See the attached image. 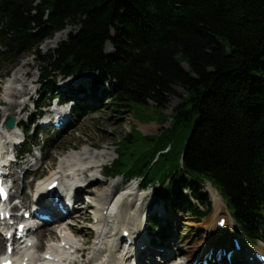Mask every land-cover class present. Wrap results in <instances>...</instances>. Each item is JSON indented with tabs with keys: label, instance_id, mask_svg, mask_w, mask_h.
Wrapping results in <instances>:
<instances>
[{
	"label": "trees",
	"instance_id": "16d2710c",
	"mask_svg": "<svg viewBox=\"0 0 264 264\" xmlns=\"http://www.w3.org/2000/svg\"><path fill=\"white\" fill-rule=\"evenodd\" d=\"M68 26L75 30L41 55V43ZM29 55L44 93L59 76L96 72L115 111L170 119L154 136L130 124L107 176L137 177L173 207L189 190L196 204L185 209L198 220L209 212V182L242 233L264 238V0H0L4 77ZM175 86L184 96L166 115ZM54 142L42 143L46 158Z\"/></svg>",
	"mask_w": 264,
	"mask_h": 264
},
{
	"label": "rangeland",
	"instance_id": "374dc122",
	"mask_svg": "<svg viewBox=\"0 0 264 264\" xmlns=\"http://www.w3.org/2000/svg\"><path fill=\"white\" fill-rule=\"evenodd\" d=\"M74 30H75L74 27L68 26L66 29L54 34L52 37L45 39L39 46L41 55L45 54L49 50L54 49L58 43L65 40L67 35ZM59 33L61 36L60 40L57 42H54L55 36ZM108 50L109 52H111L112 50L111 47ZM24 62H27V65L24 66V69L28 72V75L26 76V79L24 82L25 84L28 85L29 89H32L29 94H24L22 97H19L17 99L18 101L25 103L23 104L25 106V108L23 109L24 114H17L15 116L5 117L3 115V112H4L3 104L8 99V97L7 95H5L4 91L6 90V86L9 82V78L15 74V72ZM9 67H10L9 65L0 67V125L2 124L3 121H5L6 119L10 117H13V118L16 117L17 120L20 118L25 122L28 118L30 117L32 118L31 113L33 112V110H32L30 98L33 99L36 97L35 90L39 88L37 82L39 81L40 72L38 68V62L36 61L33 55L25 56L21 61L13 65V67L11 66V72H10L9 78H4L3 74L5 73L6 68L9 69ZM32 80H34V83L30 85V82ZM60 83H61V80L59 79V82H57L56 84V88H60ZM182 96H184L183 88L181 86H175L174 94H172L169 97V103L167 104V107L164 112L166 115L171 114L172 110L178 104ZM108 101L109 100L105 99V100H102L96 103L91 102L89 106H93V109L95 110L94 113L88 112V114L81 115L76 118L74 117L75 119H72V121L70 122L72 128L69 130H66L65 131L66 133L62 136L63 137L62 139H66L65 143H61V142L53 143L52 150L48 153L49 159L47 161L42 160L41 152L39 151L38 147L34 148L31 154L29 155L24 153L23 157L20 160L22 161L20 166H15V168L12 171V173L14 174V179H16L14 183V188L12 189V193L15 199L27 202L28 205H26L27 207H24V209L28 208L33 203L32 194H33V191L35 190V187L38 181L41 180L42 182L43 180H46L48 176L50 175L51 171L57 168V163L59 162V160L64 155L69 153L70 151L81 150L82 148L88 145H92V147H96L98 149H105L110 153V156L106 157L103 163H106L105 165L108 166L116 158V142L118 141L117 139L119 138L121 134L128 133L130 124H134L137 130H139L141 134L145 136H154L159 131H161L162 128L168 127L170 123V119L166 120V122L164 123H159L157 121L139 122L137 120H133L127 108H123L121 112H117L115 111L116 110L115 108H112L108 104ZM43 110L44 112H46L47 108ZM17 111H18V108H17ZM28 126H29V130L27 132V135L31 136L32 134L35 133L36 126L34 123L33 124L29 123ZM55 133L56 131H52V132H49L48 135L53 137ZM45 137L47 136H45L44 134L41 135V139L44 140ZM29 147L30 145L26 144L24 148L20 147L19 149H21V151L22 150L24 151V149H27ZM33 162H35V164ZM36 164H39V168L36 170L35 174L31 173V170L34 169L36 166H38ZM86 175L88 177L87 179L91 177L90 172H87ZM97 177L100 180V182L97 183L96 185H90V188L88 187V190H87L89 193L92 194L93 198H96V195L99 193L97 191L105 189L108 186V184L111 183L112 181L118 182L117 188L115 190L116 195H119L124 189L125 190L133 189L134 196L132 197V199H130L131 203L127 204L128 198H125L121 202V205H120L121 207L120 210L122 211L121 218H122V221L125 218L126 223L124 222L121 223L119 219L120 217L116 219V222H115L117 225L115 229L116 237L120 236L121 227H124V226L133 227L135 225V227L137 228L140 224L138 219H140L141 214L143 212L147 214H151L153 216V214L155 213L157 214L156 212L157 209H160L161 207H163V203L161 199L157 195L153 194L154 193L153 189L142 191L137 188L136 181L120 183L121 177H117L113 180L104 178L98 174H97ZM207 185H208L207 183H204V187L202 190L204 193L206 192ZM189 194L190 193L188 191L183 192V196H186L185 199L193 202ZM84 201L82 199V204H81L82 206L80 209V210H83V212L80 211L78 215L76 213L75 214L76 216L74 215L73 218L71 217L66 218L65 220L66 222L73 224V227H76L74 230H71L72 232H68V233L70 234L72 239H74L75 241L77 242L79 240L84 241L83 246L86 248L84 262H87L91 256H93L96 260L100 261L101 253L99 251L96 252L92 248L94 246L93 241H95L96 232L95 230H92L89 228L93 226L90 227V222H83V223L80 222V220H82L81 217L86 216L85 218L89 219L91 216V212H93L92 208L88 207L89 202H86L87 205L83 206L85 205ZM209 202L211 203L210 211L204 219L199 221V223H197L195 218L190 215V212L183 211V208H180V207L176 210L175 214L170 215L171 227L170 225H167V226L172 231V237L170 236V238L164 241L165 248L163 249H167L168 252L172 254L169 255L171 257H169L168 263L165 262V264H177V263L184 264L185 263L184 261L186 260V258L188 257L190 258V256H192L194 252L198 251L197 247L200 246L206 240H208L205 227H206V223L212 219L211 216L215 209L214 202L211 199H209ZM203 207H201L200 209L202 210ZM166 208L167 210L169 209L168 207ZM168 213H169L168 211L163 210V212L160 214H162V216L167 217ZM108 221H111V219H108ZM108 221L106 222V224H109ZM160 221L162 222V220ZM45 228H49V227H45ZM232 232H237L239 234L240 229L238 225L235 224V226L234 225L232 226ZM111 234H113L114 236V233H111ZM56 237H58V234L53 235L52 237L49 238V240L50 239L55 240ZM144 238L145 240L150 241V234L144 233ZM44 239H47V238H44ZM44 239L39 238V242H42V240ZM242 239L247 240L245 239V237H243ZM247 241L252 246H254V249H259V250L264 251V242H258V243L252 244L249 240ZM118 245H119V240H118ZM120 245L123 246V243H121ZM151 246H149V248H151ZM44 248L45 246L44 247L41 246L39 249L36 248L35 251L43 252ZM175 249H177L178 251H175ZM177 255H181V257H179L180 261L175 260L176 258H173ZM76 259H79L78 255L76 256ZM163 261L164 260L161 258L160 253L158 254V256H155V254L151 252L148 254L146 259H143L141 257L139 259V264H163ZM96 262L95 263L89 262L88 264H93V263L96 264Z\"/></svg>",
	"mask_w": 264,
	"mask_h": 264
},
{
	"label": "bare ground",
	"instance_id": "6f19581e",
	"mask_svg": "<svg viewBox=\"0 0 264 264\" xmlns=\"http://www.w3.org/2000/svg\"><path fill=\"white\" fill-rule=\"evenodd\" d=\"M60 38L61 36L59 33L55 36L54 42L59 41ZM25 65H27V62H24L18 68L15 74L9 78V82L6 86V90L4 91L5 95H7L8 97L7 100L5 99L6 101L3 104L4 106L3 115L5 117L22 114L23 109L25 108L23 104L25 103L24 102L22 103L18 101L17 99L19 97H22L24 94H29L32 90V89H29L28 85L25 84L24 82L26 79V76L28 75V72L24 69ZM91 76L92 75L90 74H85L80 77V81L87 82L91 79ZM69 81L70 82L71 81L80 82L79 80H76L75 78H71L69 79ZM33 83H34V80L30 82V85ZM17 108H18V111H17ZM56 115H61V113L58 112ZM3 133H6L9 136H13L15 138L18 137V133L17 131H15V129L5 130L4 124L0 125V152H2V149H3L2 147L3 138L6 139L5 137H3ZM109 156H110V153L107 150L98 149L96 147H92V145H88L82 148L81 150L70 151L69 153L64 155L59 160V162L57 163V168L51 171L50 175L48 176L46 180H43L42 182L41 180L38 181L35 187L34 194L36 193V195L41 197L46 187L50 185L52 181L54 180L60 181V184L63 187L65 185H70L71 183H74V182H76L77 184H80L85 181H87L88 184L90 183L91 185L92 184L96 185L97 183L100 182V180L97 177L96 169L99 166H101L104 162V159ZM17 166H20V165H17ZM87 172L91 173L90 175L91 177L89 179H87L88 178L86 175ZM117 185H118L117 181L116 182L112 181L111 183L108 184V186L105 189L99 190L97 191L99 193L98 194L96 193L97 195L95 194L96 195L95 205H94L95 207L93 206V210L95 208L94 213L96 215L95 217H97V222L91 225L93 226L96 232L95 241H93L94 242L93 248L97 251H102V254H103L100 261H97V262L95 261L96 264H124V261L126 260L125 258L128 257V254H129L128 250L124 251V248H122L120 244L118 245V240L120 237L112 238L111 233H113L117 227L115 223L116 219L120 217L119 218L120 222L126 223L125 218L122 221V218H121L122 211L120 210L121 209L120 205H121V202L125 198H128L127 204L131 203L130 199H132L134 194H133V189H126V190L124 189L125 191L123 190L118 196H115V197L111 196L109 191L110 190L115 191L117 188ZM206 191L208 193V196L210 197L209 199H211L214 202V206H215L214 212L211 216L212 223L206 229L208 230L210 228L209 234H210L211 240L213 239L214 234H215L216 221L222 216V215L217 216L218 213L225 214L226 220L228 221L226 223V226L228 225L227 229L228 231H230V233H232L231 231H232L233 224L227 213L225 204L221 196L209 184L206 187ZM21 205L26 206L27 202L22 201ZM80 211L83 212V210H78L77 212L72 214L71 218H73L76 213L78 215ZM51 212H52L51 216L52 218H55L54 220L55 222L52 225L44 224L40 228H38V230L35 232L36 244L34 245V247H32V248L39 249L41 246H45V252L42 254H37L35 251H32V248H29L27 251L22 253V258L26 261L27 264H66V263L72 264L73 254H71V252L73 250L76 251L77 249L81 248V245H83L84 243V241L82 240L81 241L79 240L78 242L75 241L74 239H72V237L68 233V232H72L71 230H74L76 228V227H73V224L66 222L65 221L66 219H64L63 216H60V214L55 210V208L52 209ZM142 214H144V212ZM142 214H141V217H142ZM85 217L86 216L81 217L82 218V220H80L81 223L87 220V218ZM141 217L140 219H138L139 223L141 221ZM108 219H111V221H108ZM107 221L109 222V224H106ZM45 227H49V228H45ZM139 227H140V224H139ZM125 230L132 232V234L138 231V229L136 231H133V227L131 226H128V227L124 226L122 227L121 233L124 232ZM57 234H58V237H56L55 240H52V239L49 240L50 237H52L53 235H57ZM38 237L41 239H44V238H47V239H44L42 240V242H39ZM4 240L5 239L2 237L1 232H0V255L1 253L3 254L5 250ZM55 244L59 246L63 244L62 249L59 248L57 250H54ZM82 248H83L82 251L86 250L85 247H82ZM51 251H55V253H52ZM175 251H178V250L175 249ZM148 254L149 252H147L146 254L141 253V257L146 258ZM171 254L162 253V258L164 257L163 264H165V262L168 263L169 257H171L169 255ZM45 255L50 256L52 260L49 261L48 258L44 259L43 256ZM179 257H181V255H177L173 258H176L175 260H179ZM78 261L79 260H77V262Z\"/></svg>",
	"mask_w": 264,
	"mask_h": 264
},
{
	"label": "water",
	"instance_id": "95a60500",
	"mask_svg": "<svg viewBox=\"0 0 264 264\" xmlns=\"http://www.w3.org/2000/svg\"><path fill=\"white\" fill-rule=\"evenodd\" d=\"M186 68H187V66H186ZM13 125H14V122H13L12 119H10V120L8 121V127H9V128H13Z\"/></svg>",
	"mask_w": 264,
	"mask_h": 264
}]
</instances>
